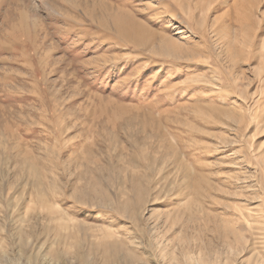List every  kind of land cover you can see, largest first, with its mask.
I'll use <instances>...</instances> for the list:
<instances>
[{"label": "rangeland", "instance_id": "obj_1", "mask_svg": "<svg viewBox=\"0 0 264 264\" xmlns=\"http://www.w3.org/2000/svg\"><path fill=\"white\" fill-rule=\"evenodd\" d=\"M0 264H264V0H0Z\"/></svg>", "mask_w": 264, "mask_h": 264}, {"label": "bare ground", "instance_id": "obj_2", "mask_svg": "<svg viewBox=\"0 0 264 264\" xmlns=\"http://www.w3.org/2000/svg\"><path fill=\"white\" fill-rule=\"evenodd\" d=\"M102 232H101V235L102 236H109V235H111V232H108L107 230H101Z\"/></svg>", "mask_w": 264, "mask_h": 264}]
</instances>
